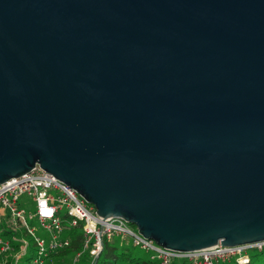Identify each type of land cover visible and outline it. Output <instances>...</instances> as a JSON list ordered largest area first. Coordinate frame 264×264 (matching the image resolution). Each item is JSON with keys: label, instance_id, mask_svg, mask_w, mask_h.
<instances>
[{"label": "water", "instance_id": "obj_1", "mask_svg": "<svg viewBox=\"0 0 264 264\" xmlns=\"http://www.w3.org/2000/svg\"><path fill=\"white\" fill-rule=\"evenodd\" d=\"M36 165L167 249L264 241V0H0V184Z\"/></svg>", "mask_w": 264, "mask_h": 264}, {"label": "built area", "instance_id": "obj_2", "mask_svg": "<svg viewBox=\"0 0 264 264\" xmlns=\"http://www.w3.org/2000/svg\"><path fill=\"white\" fill-rule=\"evenodd\" d=\"M23 194L30 195L35 202L36 210L30 217H36L41 226L52 234L49 241L36 234L34 228L27 222L25 209L19 208L18 203ZM65 209L67 211L63 214ZM81 222L84 230L83 251L91 254L90 264H96L103 250L105 238L113 235L131 238L135 246L146 249L151 253V259L159 260L162 264H172L178 260L185 261V264H219L234 258L238 264H248L251 261L249 252L264 248V241H259L235 246H222L219 242L210 249L187 252L167 249L153 239L144 237L137 226L133 224L131 226L122 217H109L108 220H103L96 208L76 190L36 165L32 171L0 184V264L10 255L17 262L29 249V241L25 237L13 235L10 239L3 235L5 230L18 234L19 229L23 228L37 244L33 262L47 264V256L70 245V238L62 236L65 229L77 226ZM12 240L21 243L18 252L15 251ZM80 255L81 252H78L67 264H77Z\"/></svg>", "mask_w": 264, "mask_h": 264}, {"label": "trees", "instance_id": "obj_3", "mask_svg": "<svg viewBox=\"0 0 264 264\" xmlns=\"http://www.w3.org/2000/svg\"><path fill=\"white\" fill-rule=\"evenodd\" d=\"M3 235L10 239L13 237V235L18 236L17 233H14L13 231H9V230H5L3 232ZM25 235H28L31 237V235L27 234L26 232H25ZM66 235L68 238H70V245L59 252L51 253L49 256H47L46 257L47 264H51V262L59 256H64L72 252H81L83 250L84 230H83L82 222L78 224L77 226L70 227ZM111 237L105 238L103 250L98 257L96 264H118L119 261H127L133 264H162L159 260H154L151 258L142 259L140 256L134 255L132 251L128 247H126V245L113 242L111 240ZM12 241H13L12 244L15 247V251L18 252L20 250L21 243L18 241H14V240ZM28 248H29L28 253L20 257L17 262L13 256L11 255L8 256L10 260H8L6 264H21L19 263L21 262L20 259H23L24 257H25V260H24L25 264H29L28 262L34 259L36 255V251H37V244L34 238H30ZM256 251H258L259 253H264V248L261 250H256ZM89 257L92 260V256L90 253H89ZM250 258H251V261L248 264H255V259L253 258V256L250 255ZM227 262L229 261L220 262L219 264H227ZM172 264H185V261L178 260V261L173 262ZM259 264H264V261Z\"/></svg>", "mask_w": 264, "mask_h": 264}, {"label": "rangeland", "instance_id": "obj_4", "mask_svg": "<svg viewBox=\"0 0 264 264\" xmlns=\"http://www.w3.org/2000/svg\"><path fill=\"white\" fill-rule=\"evenodd\" d=\"M18 206H19V208L25 209V216H26L27 222L31 227L34 228L36 234L38 236L46 239L47 241H49L52 237V234L41 226L39 220L36 217H34V218L30 217V214L34 213L36 210V204L33 201L32 197L28 194H23L20 197ZM66 211L67 210L65 209L63 211V214H65ZM67 232H68V229H65V231L62 233V236L66 237ZM18 236L19 237H25L28 241L30 240V238H33L32 236L30 237L28 235H25V230L23 228L19 229ZM111 240L113 242L126 245V247H128L134 255L140 256L142 259L151 258V253L149 251H147L146 249H143L139 246H135L132 242V239L125 236V235L112 236ZM77 253L78 252H72V253L66 254L64 256H59V257L55 258L54 261L51 262V264H67L69 261H71L73 259V257ZM249 254L251 256H253V258L255 259V264H259V263L264 261V253H259L258 251L253 250V251H250ZM8 260H10V259L9 258L3 259L1 264H6V262ZM24 260H25V257L23 259H20L21 262H19V263L25 264ZM90 262H91V259L89 257L88 251L82 250L81 255L79 257V261L77 264H90ZM28 263L29 264H35L33 262V260L29 261ZM118 264H133V263H130L127 261H119ZM227 264H238V263H237L236 259L234 258L231 261L227 262Z\"/></svg>", "mask_w": 264, "mask_h": 264}, {"label": "crops", "instance_id": "obj_5", "mask_svg": "<svg viewBox=\"0 0 264 264\" xmlns=\"http://www.w3.org/2000/svg\"><path fill=\"white\" fill-rule=\"evenodd\" d=\"M54 261V260H53Z\"/></svg>", "mask_w": 264, "mask_h": 264}]
</instances>
